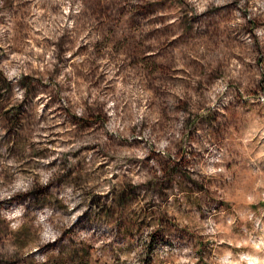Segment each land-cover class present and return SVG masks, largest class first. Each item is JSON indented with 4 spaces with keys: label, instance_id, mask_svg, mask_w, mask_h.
<instances>
[{
    "label": "rangeland",
    "instance_id": "rangeland-1",
    "mask_svg": "<svg viewBox=\"0 0 264 264\" xmlns=\"http://www.w3.org/2000/svg\"><path fill=\"white\" fill-rule=\"evenodd\" d=\"M238 2L196 14L188 0H0V183L13 167L34 174L41 158L60 155L67 171L59 182L85 186L89 213L82 227L107 225L130 242L149 228L167 238L187 221L204 264L209 257L246 264L250 249L241 247V228L221 230L229 238L213 247L191 215L199 208L203 218L212 204L220 205L210 213L215 220L225 208L235 214L240 190L264 173V157H258L264 128L253 132L264 125V104L257 99L264 92V55L236 40L228 10ZM245 29L252 30L241 25ZM232 61L244 66L246 81L234 77ZM17 65L25 71L18 82L9 81L5 73ZM221 82L234 95L226 103L219 97L213 108L208 101ZM14 89L25 90L23 101L13 99ZM79 106L82 117L74 112ZM179 113L186 116L187 144L166 159L154 151L137 157L148 146L145 133L162 134L180 122ZM113 124L125 131H107ZM205 142L223 146L231 167L213 179L193 180L185 161L205 156ZM64 147L72 150L57 152ZM97 181L112 185L107 196L94 194ZM0 194V264H111L123 247L115 240L97 246L74 239L71 229L55 244L40 246L36 211L61 207L56 195L39 184L11 198L8 191ZM15 211L22 213L19 229L8 219ZM37 247L48 254L45 262L33 260Z\"/></svg>",
    "mask_w": 264,
    "mask_h": 264
},
{
    "label": "clouds",
    "instance_id": "clouds-1",
    "mask_svg": "<svg viewBox=\"0 0 264 264\" xmlns=\"http://www.w3.org/2000/svg\"><path fill=\"white\" fill-rule=\"evenodd\" d=\"M189 4L194 7L195 13L200 14L208 10L210 7L223 8L225 5L233 3V0H188ZM231 21L236 29V40L241 44L242 48L250 49L253 53L264 55V39H257L264 36V0H239L236 7L231 10ZM241 25L251 27V31L241 30ZM252 25H255L252 27ZM69 28L72 24L69 23ZM255 63V57L252 58ZM22 64V62H21ZM7 67V65H5ZM233 75L237 79L245 80L244 66L237 61H232ZM25 69L17 65L11 71L5 73L9 81L18 82L21 73ZM23 89H14L15 101L24 100ZM229 95L225 96V93ZM234 92L229 89L228 84L221 82L219 88L216 89L215 95L208 101L213 108L216 107V101L219 97H224L225 103L232 98ZM258 102L264 104V92L258 96ZM75 115L82 117L85 115L83 106L74 109ZM181 120L179 123H173L162 134L152 135L145 133V139L148 146L143 150L135 153L141 160L148 155L149 151L159 153L162 158H168L175 152V148L181 142L187 144L185 137L182 135L184 128L183 121L186 119L184 113H179ZM264 125H260L253 129V132H261ZM107 131L119 134L125 131V126L118 124L110 125ZM119 130V131H118ZM264 135V132H261ZM253 138L250 132L244 138V145L247 146ZM75 147V146H73ZM72 148H58V153H66ZM205 156L197 157L190 163L186 160L185 166L193 180L202 181L203 179H213L219 175L225 174L231 167L227 163L229 152L221 145H211L205 142ZM245 150L247 148L245 147ZM122 155H128L124 153ZM258 157H264V148L258 153ZM63 157L60 155H48L41 158L39 165L35 169V173H24L19 167H13L10 171L12 176L8 178L6 183H0V189L8 191L11 195L18 193H27L35 187L36 184L47 187L50 192L56 195L61 207L45 205L42 209L36 211V219L40 224L37 231L36 239L40 246L55 244L60 241L65 233V229H71L74 239H87L93 241L100 246L103 243H112L115 240L117 245H123L117 256L111 258V264H204L201 254L195 250L193 238L188 235L185 230L188 222H181L174 234L168 235L167 238L162 233H153L152 229H145L142 233L132 238L130 242H125L117 237L114 230H109L107 225H82V218L89 213L85 186L81 183H60L59 177L67 171L62 168L61 162ZM71 157L68 160L71 161ZM255 162V161H254ZM71 167V164L68 165ZM113 174L111 171L109 175ZM260 179L254 180L246 188L241 189L242 195L239 199L241 207L232 214L230 208L223 209L220 214L221 218L215 220L210 213L219 209L220 205L212 204L203 210L204 216L201 218V209H192L191 215L196 218L199 227L196 229L204 240L210 241V246H215L221 239L227 240L229 237L222 234L221 230L229 227L241 228L245 233L244 238L240 241L241 247L250 249L245 253L246 264H264V207L259 205L264 202V173H257ZM23 175L24 181H17L16 177ZM137 179H133L136 183ZM191 186V185H190ZM112 190V185L104 181H97L96 186L92 189L94 194L99 197L107 196ZM221 198H223L221 196ZM0 199H4L0 194ZM235 203V200H233ZM251 205H256L255 210ZM13 207H27L25 205H14ZM243 213V216H240ZM22 216L20 211H15L8 219L14 221L10 227L19 229L23 221L18 218ZM231 216L225 220V217ZM55 219V223H53ZM36 253L33 256L34 261L45 262L48 258L47 253L40 251V247L33 249ZM57 252L59 249L56 250ZM208 264H225L223 260L213 262L212 258H208Z\"/></svg>",
    "mask_w": 264,
    "mask_h": 264
}]
</instances>
